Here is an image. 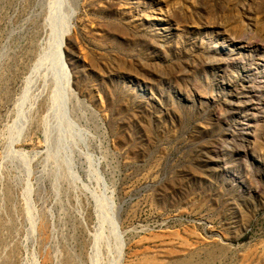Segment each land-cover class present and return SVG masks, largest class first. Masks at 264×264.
Returning <instances> with one entry per match:
<instances>
[{"label": "rangeland", "instance_id": "374dc122", "mask_svg": "<svg viewBox=\"0 0 264 264\" xmlns=\"http://www.w3.org/2000/svg\"><path fill=\"white\" fill-rule=\"evenodd\" d=\"M0 264H264V0H0Z\"/></svg>", "mask_w": 264, "mask_h": 264}, {"label": "bare ground", "instance_id": "6f19581e", "mask_svg": "<svg viewBox=\"0 0 264 264\" xmlns=\"http://www.w3.org/2000/svg\"><path fill=\"white\" fill-rule=\"evenodd\" d=\"M68 19V18H67ZM64 25V24H63ZM64 28V27H63ZM63 31H61L60 32V36H59V38H57V39H59V55L58 56H61V59L63 58V54H62V49H60L61 47H60V45H62V43H63V41H64V38H65V36H66V34L68 33V31L70 30V25L68 24V23H66L65 24V28L64 29H62ZM58 52V51H57ZM42 59V58H41ZM54 59V58H53ZM61 59H58V60H61ZM43 60V59H42ZM63 60V59H62ZM53 61V60H52ZM62 63V62H61ZM64 63V62H63ZM58 64V63H57ZM64 70V69H63ZM66 71V72H65ZM65 71H63V72H65V73H67L68 71L67 70H65ZM47 72V71H46ZM31 74V73H30ZM64 74V73H63ZM67 75V74H66ZM65 77H67V76H65ZM47 78V77H46ZM54 79V78H53ZM70 79V78H69ZM68 80V79H67ZM46 81V80H45ZM69 82V81H68ZM68 84V83H67ZM65 86H67V85H65ZM70 87V86H69ZM62 88V87H61ZM66 90V89H65ZM56 93V92H55ZM66 95V94H65ZM22 103V102H21ZM24 105V104H23ZM52 107V106H51ZM52 111V110H51ZM25 130V129H24ZM93 156V155H92ZM87 157H89V156H87ZM112 219V218H111ZM112 222H113V219L111 220ZM114 223V222H113ZM111 224V223H110ZM113 226V225H112ZM115 226H116V224H115ZM114 226V227H115ZM116 228V227H115ZM116 230V229H115ZM33 231V230H32ZM104 237V236H103ZM120 248V247H119ZM122 249V248H121ZM122 252V251H121Z\"/></svg>", "mask_w": 264, "mask_h": 264}]
</instances>
